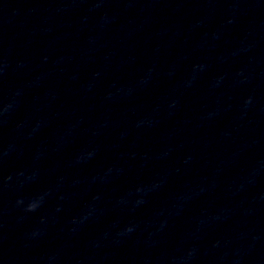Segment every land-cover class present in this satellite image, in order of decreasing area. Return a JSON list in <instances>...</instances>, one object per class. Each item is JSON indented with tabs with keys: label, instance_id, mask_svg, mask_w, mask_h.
Segmentation results:
<instances>
[{
	"label": "clouds",
	"instance_id": "clouds-1",
	"mask_svg": "<svg viewBox=\"0 0 264 264\" xmlns=\"http://www.w3.org/2000/svg\"><path fill=\"white\" fill-rule=\"evenodd\" d=\"M34 206H30L29 210H33Z\"/></svg>",
	"mask_w": 264,
	"mask_h": 264
}]
</instances>
